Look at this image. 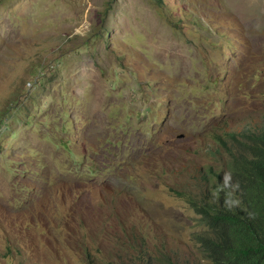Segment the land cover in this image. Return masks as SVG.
Segmentation results:
<instances>
[{
	"label": "rangeland",
	"instance_id": "374dc122",
	"mask_svg": "<svg viewBox=\"0 0 264 264\" xmlns=\"http://www.w3.org/2000/svg\"><path fill=\"white\" fill-rule=\"evenodd\" d=\"M263 111L264 0H0V264H87L130 228L211 264L202 146Z\"/></svg>",
	"mask_w": 264,
	"mask_h": 264
},
{
	"label": "trees",
	"instance_id": "16d2710c",
	"mask_svg": "<svg viewBox=\"0 0 264 264\" xmlns=\"http://www.w3.org/2000/svg\"><path fill=\"white\" fill-rule=\"evenodd\" d=\"M202 146L211 162L196 173L187 201L202 229L192 240L211 264H264V111L250 120L217 124ZM87 264H195L134 228ZM7 255L18 254L11 248ZM6 257V256H5Z\"/></svg>",
	"mask_w": 264,
	"mask_h": 264
}]
</instances>
